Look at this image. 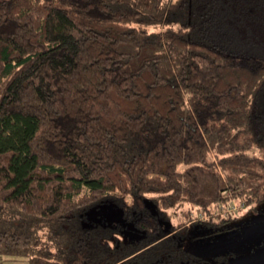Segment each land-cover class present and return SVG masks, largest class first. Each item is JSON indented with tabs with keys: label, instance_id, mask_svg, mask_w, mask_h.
<instances>
[{
	"label": "trees",
	"instance_id": "16d2710c",
	"mask_svg": "<svg viewBox=\"0 0 264 264\" xmlns=\"http://www.w3.org/2000/svg\"><path fill=\"white\" fill-rule=\"evenodd\" d=\"M232 200L264 203V0H0V257L231 264L182 237Z\"/></svg>",
	"mask_w": 264,
	"mask_h": 264
},
{
	"label": "rangeland",
	"instance_id": "374dc122",
	"mask_svg": "<svg viewBox=\"0 0 264 264\" xmlns=\"http://www.w3.org/2000/svg\"><path fill=\"white\" fill-rule=\"evenodd\" d=\"M148 207L153 205L148 201ZM189 205L173 211L174 223L180 221L183 211L189 210ZM232 219L228 225L230 230L212 234V229L203 225H193L182 237L185 247L191 252L205 258H212L221 254H229L231 264H264V203L246 205L240 200H232L229 204L219 205L215 215H228ZM193 217L200 218L201 210L192 209ZM109 217L118 225L127 226L136 231L134 225L123 223L117 208H113ZM173 221L164 223L169 228ZM130 232V231H129ZM132 233V232H130ZM131 238L126 236V239ZM0 264H27L26 261L14 257H0Z\"/></svg>",
	"mask_w": 264,
	"mask_h": 264
}]
</instances>
